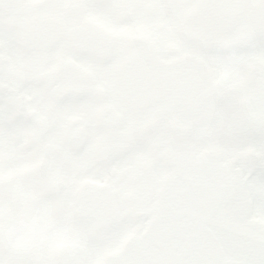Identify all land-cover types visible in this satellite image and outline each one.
I'll use <instances>...</instances> for the list:
<instances>
[{"label":"snow or ice","instance_id":"1","mask_svg":"<svg viewBox=\"0 0 264 264\" xmlns=\"http://www.w3.org/2000/svg\"><path fill=\"white\" fill-rule=\"evenodd\" d=\"M0 264H264V0H0Z\"/></svg>","mask_w":264,"mask_h":264}]
</instances>
